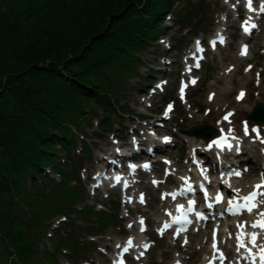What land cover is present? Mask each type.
<instances>
[{
	"label": "trees",
	"instance_id": "1",
	"mask_svg": "<svg viewBox=\"0 0 264 264\" xmlns=\"http://www.w3.org/2000/svg\"><path fill=\"white\" fill-rule=\"evenodd\" d=\"M18 1L22 0H0V31L12 40L10 51H19L20 42L29 43L15 55L20 67L5 71L0 82V250L4 254L24 253L32 239L10 220L14 208L17 212L27 207L20 197L16 198L20 206L11 201L15 194L24 196L17 186L20 175L45 161L42 150L47 149L50 125L64 123L71 113L66 101L82 94L96 100L103 86L113 89L108 71L96 69L104 61L109 71L116 69L126 60V54L120 55L124 48L138 45L133 29L126 28V17L141 10L137 9L141 0H70L69 4L49 0L38 12L31 5L18 7ZM9 4V9L1 10ZM138 29L149 36L146 24ZM94 75L100 88L88 82ZM64 105L68 113L60 109ZM30 209L39 217L43 204ZM17 231L21 235L16 237Z\"/></svg>",
	"mask_w": 264,
	"mask_h": 264
},
{
	"label": "snow or ice",
	"instance_id": "2",
	"mask_svg": "<svg viewBox=\"0 0 264 264\" xmlns=\"http://www.w3.org/2000/svg\"><path fill=\"white\" fill-rule=\"evenodd\" d=\"M246 2H247V6H248L249 10L252 11L253 10L252 9V0H246ZM260 11L264 12V5H261ZM253 27H255V26L253 25ZM245 32H246V34H250V30L247 27L245 28ZM246 52H247V48L245 47V49L242 50L241 55H245ZM198 66L199 65H197V67ZM243 96H244V93L241 92L240 95L237 97V99L239 100ZM226 119H227V117H226ZM252 131L256 132L257 129L254 128V129H252ZM244 132H245V135H248L247 123H245ZM261 143H264V140H261ZM235 175L239 176L240 173L236 172ZM254 187H255V190H253L249 195L244 196V197L241 198L245 202L244 205H243V209L246 210L249 213L253 212V210L258 206V204H264V199H261V200L257 199L258 197H264V192L257 191V190H259L261 188H264V184H257ZM141 202H143V196H141ZM229 203L231 204V201H229ZM237 206L240 207V205H237ZM260 216L264 217V212H260ZM177 223H179V221H177ZM141 224H143V221H141ZM167 227H168V225H165V228H167ZM251 227L259 228L261 230H264V219L258 221L257 223H253L251 225ZM141 230L143 231V228ZM180 231H181V229H177V233H179ZM161 232H163V230H161ZM256 239H257L256 234L253 233L252 236H251V243L253 244V246H256ZM237 240L239 241L240 237H237ZM185 243H187L186 240H185ZM131 244H132V241L129 240L128 241L129 247L131 246ZM118 247H119V245H118ZM243 247H244L243 243H238L237 251H239ZM259 247H260V252H261L260 264H264V245H260ZM213 248L214 249L216 248L215 233L213 234ZM124 251L127 252L128 248H125ZM121 264H123V262H121Z\"/></svg>",
	"mask_w": 264,
	"mask_h": 264
},
{
	"label": "rangeland",
	"instance_id": "3",
	"mask_svg": "<svg viewBox=\"0 0 264 264\" xmlns=\"http://www.w3.org/2000/svg\"><path fill=\"white\" fill-rule=\"evenodd\" d=\"M16 2V1H15ZM19 3H17V6H25V5H31L33 6L34 10L36 12H38L39 10L42 9V4H43V0H22V1H18ZM9 5L6 6H1V10L4 11L7 8L9 9ZM12 40H10V38L5 37L1 31H0V82L4 81V73L5 71H10V70H15L18 69L20 67L15 55L23 48H26L28 46L29 43L27 42H20V45L17 46V48L19 49V51L15 50L13 52L10 51V44H11ZM8 44V45H7ZM9 54H11L12 56H8ZM127 97H135L133 92H129L127 94H125ZM78 103V102H77ZM0 116H1V112H0ZM26 181H24L23 183H25ZM24 187H26V183L23 184ZM11 219V218H10ZM25 221L23 220V223ZM67 228V233L70 232L69 228ZM66 232V230L64 231ZM66 233V234H67ZM66 234L64 236H66ZM82 235H84V233H82ZM44 244L49 243V241L47 239H45L43 241Z\"/></svg>",
	"mask_w": 264,
	"mask_h": 264
}]
</instances>
